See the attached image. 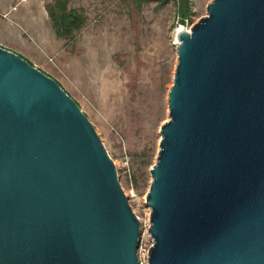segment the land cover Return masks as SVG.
I'll list each match as a JSON object with an SVG mask.
<instances>
[{
  "label": "water",
  "instance_id": "obj_1",
  "mask_svg": "<svg viewBox=\"0 0 264 264\" xmlns=\"http://www.w3.org/2000/svg\"><path fill=\"white\" fill-rule=\"evenodd\" d=\"M177 62L147 264H264V0H212ZM140 223L87 117L0 47V264H138Z\"/></svg>",
  "mask_w": 264,
  "mask_h": 264
},
{
  "label": "rangeland",
  "instance_id": "obj_2",
  "mask_svg": "<svg viewBox=\"0 0 264 264\" xmlns=\"http://www.w3.org/2000/svg\"><path fill=\"white\" fill-rule=\"evenodd\" d=\"M54 0H0V47L52 78L87 117L112 159L119 183L148 234L147 157L157 154L158 129L168 120L167 93L177 57V31L204 17L212 0H68L85 23L58 39L46 6ZM182 11V12H181Z\"/></svg>",
  "mask_w": 264,
  "mask_h": 264
},
{
  "label": "trees",
  "instance_id": "obj_3",
  "mask_svg": "<svg viewBox=\"0 0 264 264\" xmlns=\"http://www.w3.org/2000/svg\"><path fill=\"white\" fill-rule=\"evenodd\" d=\"M180 3L183 8L181 16H185L190 12V0H180ZM46 12L54 35L58 39L72 38L74 33L80 31L85 23V18L80 11L68 8V0H54L53 3L46 6ZM154 157H156V152L147 157L145 165L151 166Z\"/></svg>",
  "mask_w": 264,
  "mask_h": 264
},
{
  "label": "built area",
  "instance_id": "obj_4",
  "mask_svg": "<svg viewBox=\"0 0 264 264\" xmlns=\"http://www.w3.org/2000/svg\"><path fill=\"white\" fill-rule=\"evenodd\" d=\"M190 26L188 28L182 29V30H190ZM151 247V246H150ZM150 247H145L141 241L137 250V260H138V264H147V258H148V253H149V249Z\"/></svg>",
  "mask_w": 264,
  "mask_h": 264
},
{
  "label": "bare ground",
  "instance_id": "obj_5",
  "mask_svg": "<svg viewBox=\"0 0 264 264\" xmlns=\"http://www.w3.org/2000/svg\"><path fill=\"white\" fill-rule=\"evenodd\" d=\"M180 31V30H179Z\"/></svg>",
  "mask_w": 264,
  "mask_h": 264
}]
</instances>
